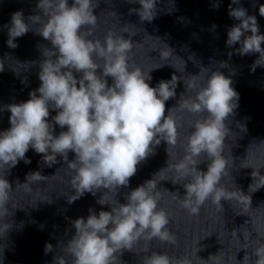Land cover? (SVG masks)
<instances>
[{
    "label": "clouds",
    "instance_id": "1",
    "mask_svg": "<svg viewBox=\"0 0 264 264\" xmlns=\"http://www.w3.org/2000/svg\"><path fill=\"white\" fill-rule=\"evenodd\" d=\"M136 2L141 7L130 9V14L137 13L141 21H153L156 0ZM97 6L94 0H73L71 6L68 0H38L37 8L42 15L29 16L26 23L23 12L17 11L12 14L10 25H6L10 48L18 47L15 41L30 31V22L40 25L35 33L49 41L51 47L42 48L40 86L29 93L30 99L26 102L6 106L11 115L10 127L0 132V170L4 171L0 175V217L9 214L13 189L5 174L21 160L30 163L26 158L29 148L42 154L48 167L59 162L58 156L68 164L73 172L70 184L74 190L67 197L68 204L85 193L95 196L100 189L117 194L121 187H128L137 166L155 154L162 141L167 146H176L179 125L173 109L177 106L198 117L191 123L193 130L183 146V158L174 165H167L177 176L173 184L187 181L182 184L186 192L183 198L175 193L180 207L189 215L197 216L209 200L218 208L223 206L221 201L230 200L251 205L248 194L239 188L230 191L221 184L222 178L229 175L228 161L223 155L227 132L231 130L226 121L235 115L239 101V93L231 86L232 79L219 70L211 71L203 83L199 82L198 74L193 75L185 91L195 90V95L179 99L177 106L166 113V102L176 97L180 78L173 74L170 80H161L152 87L150 72L163 63L146 73L128 63L133 48L131 39L111 31L103 42L89 39L97 22L94 15ZM259 14L264 17V4ZM229 16L239 23L228 29L226 45L231 48L239 44L235 52L241 56L259 53L251 66L253 72L258 66L264 67V35L260 34L256 17L248 15L243 7L232 8L231 5ZM172 52L167 45V50L159 53L160 59H170ZM232 54L228 53L229 58ZM94 57L103 60V64L97 63ZM219 67H228V64L221 61ZM3 68L0 66V71ZM108 77L112 78L111 85ZM50 108L57 113L51 122L48 120ZM56 125L67 130L54 135ZM239 126L246 131L244 126ZM69 152L75 154L74 159H68ZM166 152L168 154V147ZM202 156L208 161L207 171L197 167L205 162L200 159ZM251 175L253 181L261 176L254 170ZM45 178L37 171L29 173L26 181ZM261 187L264 182L253 192ZM160 198L154 179L132 189L125 195L126 203L117 201L116 207L102 195L97 203L109 205L111 211L102 210L97 214L90 209L86 219L80 217L71 221L75 234L63 244L64 252L72 258L71 264H115L116 254L122 256L124 251H130L140 238L175 245L176 237L168 227L169 214L158 206ZM11 230L12 225L5 223L4 237ZM52 250L53 245L46 244L45 253ZM252 255L256 258L255 264H264V243L255 248ZM53 264L68 262L63 256H56ZM143 264H191V261L151 252L145 256Z\"/></svg>",
    "mask_w": 264,
    "mask_h": 264
},
{
    "label": "water",
    "instance_id": "2",
    "mask_svg": "<svg viewBox=\"0 0 264 264\" xmlns=\"http://www.w3.org/2000/svg\"><path fill=\"white\" fill-rule=\"evenodd\" d=\"M37 3L38 0H0V66H4L0 71V132L10 127L11 113L6 106L26 102L30 99L29 93L41 83L38 73L43 59L42 48H50L51 44L35 33L40 25L30 22V31L16 39V48L7 45L6 27L10 25L14 12L22 11L26 23L29 16L42 15ZM68 3L71 6L73 0ZM94 3L98 5L94 9L97 22L89 39L103 42L109 31L131 39L133 48L128 63L146 73L163 63L162 67L150 72L152 87L161 80H170L173 74L180 78L176 97L166 102V113L177 106L179 99L195 95V90L185 91L193 75L198 74L199 82L203 83L211 71L219 70L232 79L231 86L239 93V101L235 115L226 121L231 130L227 132L223 155L228 161L229 175L222 178L221 184L230 191L239 188L248 194L251 205L230 200L221 201L223 206L218 208L209 200L197 216L189 215L180 207L175 193L183 198L186 192L182 184L187 181L173 184L177 176L167 165H174L183 158V146L193 130L191 123L198 117L177 106L173 109L179 125L176 146H167L162 141L155 154L137 166L128 187H121L117 194L100 189L95 196L85 193L68 204L67 197L74 192L70 184L73 172L68 164L58 156L59 162L48 167L43 155L29 148L26 158L30 163L19 161L4 177L13 189L9 214L0 217V264H53L56 256H63L71 264L72 258L63 250V244L75 234L71 221L80 217L86 219L90 209L97 214L102 210L111 211L109 205L97 203L102 195L113 207L118 206L117 201L126 203L125 195L149 179H154L161 193L158 206L169 214L168 227L176 237V244L140 238L130 251H124L122 256L116 254L115 264H143L145 256L151 252L187 258L191 264H255L252 252L264 243V187L253 192L264 182V143L261 142L264 141V67L258 66L253 72L251 66L259 53L241 56L235 52L240 45L230 48L226 40L228 29L239 23L229 16L230 5L232 8L243 7L248 15L255 16L260 34L264 35V17L259 14L264 0H238V3H232V0H156V16L151 22L141 21L135 12L130 14V9L141 7L136 0H94ZM216 4L219 6L214 7ZM165 43L173 52L170 59L162 61L159 53L167 50ZM230 52L233 54L229 58ZM94 59L103 64V60ZM221 61H226L228 67L220 68ZM97 71L99 74L101 70ZM107 80L111 85L112 78ZM49 111L48 120L51 122L57 113L51 108ZM66 130L56 125L54 135ZM74 155L69 152L68 159H74ZM200 159L205 162L199 164L198 169L207 171L206 157ZM253 170L261 175L254 181ZM37 171L46 178L27 182V175ZM3 174L4 171L0 170V175ZM250 184L252 188L249 189ZM5 223L12 225L6 237L3 232ZM48 243L53 245V250L46 254Z\"/></svg>",
    "mask_w": 264,
    "mask_h": 264
}]
</instances>
